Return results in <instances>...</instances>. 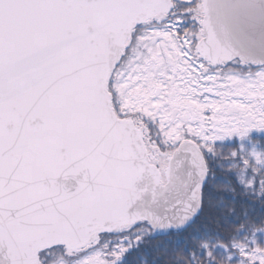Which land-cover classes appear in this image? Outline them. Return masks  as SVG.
Listing matches in <instances>:
<instances>
[{
  "label": "snow or ice",
  "instance_id": "obj_1",
  "mask_svg": "<svg viewBox=\"0 0 264 264\" xmlns=\"http://www.w3.org/2000/svg\"><path fill=\"white\" fill-rule=\"evenodd\" d=\"M257 136L264 0H0V264H264Z\"/></svg>",
  "mask_w": 264,
  "mask_h": 264
},
{
  "label": "trees",
  "instance_id": "obj_2",
  "mask_svg": "<svg viewBox=\"0 0 264 264\" xmlns=\"http://www.w3.org/2000/svg\"><path fill=\"white\" fill-rule=\"evenodd\" d=\"M257 139L258 140H264V138H261L259 136H257ZM228 151L229 150H224L225 155H227ZM217 175L218 176H222L223 174L218 172ZM242 204H243V200L238 198L236 207L239 208ZM207 226L208 225L205 223V219L201 218L194 227H195V230H199L200 228L207 227ZM192 232H193V229H189V231L187 233H184L182 236L163 237V238H161V240L155 241V243H161V242H163L165 240H172L174 242H179L181 244V247H183V241L186 240L187 237L192 234Z\"/></svg>",
  "mask_w": 264,
  "mask_h": 264
},
{
  "label": "flooded vegetation",
  "instance_id": "obj_3",
  "mask_svg": "<svg viewBox=\"0 0 264 264\" xmlns=\"http://www.w3.org/2000/svg\"><path fill=\"white\" fill-rule=\"evenodd\" d=\"M257 138V137H256ZM231 148H232V145L231 144H228V145H226L225 146V148H224V150H231Z\"/></svg>",
  "mask_w": 264,
  "mask_h": 264
}]
</instances>
